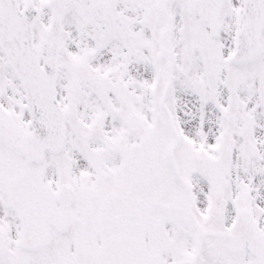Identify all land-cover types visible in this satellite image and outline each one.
Returning a JSON list of instances; mask_svg holds the SVG:
<instances>
[{
	"label": "snow or ice",
	"instance_id": "snow-or-ice-1",
	"mask_svg": "<svg viewBox=\"0 0 264 264\" xmlns=\"http://www.w3.org/2000/svg\"><path fill=\"white\" fill-rule=\"evenodd\" d=\"M0 264H264V0H0Z\"/></svg>",
	"mask_w": 264,
	"mask_h": 264
}]
</instances>
